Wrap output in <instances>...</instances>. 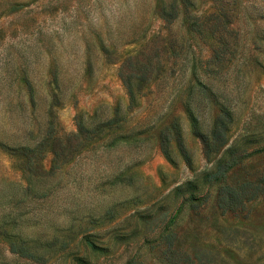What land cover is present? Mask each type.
Wrapping results in <instances>:
<instances>
[{
    "label": "rangeland",
    "instance_id": "374dc122",
    "mask_svg": "<svg viewBox=\"0 0 264 264\" xmlns=\"http://www.w3.org/2000/svg\"><path fill=\"white\" fill-rule=\"evenodd\" d=\"M0 264H264V0H0Z\"/></svg>",
    "mask_w": 264,
    "mask_h": 264
},
{
    "label": "trees",
    "instance_id": "16d2710c",
    "mask_svg": "<svg viewBox=\"0 0 264 264\" xmlns=\"http://www.w3.org/2000/svg\"><path fill=\"white\" fill-rule=\"evenodd\" d=\"M28 135V134H27ZM26 134L23 137V140L25 139V137L27 136ZM220 135V134H218ZM29 137V136H28ZM36 146L39 145L38 141H36ZM17 146H14V149H27L30 148V144H28V141H24L21 143L16 144ZM236 149L234 147H230L228 146L227 149H225L223 151V153L220 155V157L217 159L216 161V169L214 171L211 170L205 174H202L200 177L201 183L205 184H214V182L219 181V175H221L218 171L221 166L224 164V158H229L231 159L234 154H235ZM218 175V176H217ZM200 180H190L185 182L182 186L177 187L174 191L175 196H181L184 195L186 193V195H188L190 198L194 200V203L196 202V198L193 197V195H195L196 189H197V183H200ZM223 184V180L221 181L220 185ZM220 191V195H222L220 201L223 203V206L226 207V209H230L231 207H234L236 204H238L237 202L240 199V188L239 189H235L229 186H220L219 188ZM225 198V199H224ZM194 206H196V204H194Z\"/></svg>",
    "mask_w": 264,
    "mask_h": 264
},
{
    "label": "crops",
    "instance_id": "0c3cea01",
    "mask_svg": "<svg viewBox=\"0 0 264 264\" xmlns=\"http://www.w3.org/2000/svg\"><path fill=\"white\" fill-rule=\"evenodd\" d=\"M21 141H28V144H31V140L29 139L28 135L25 137V139L23 140V137L21 138Z\"/></svg>",
    "mask_w": 264,
    "mask_h": 264
}]
</instances>
